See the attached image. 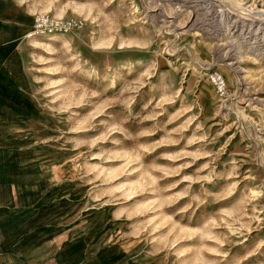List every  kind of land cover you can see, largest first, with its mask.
<instances>
[{"label": "rangeland", "instance_id": "obj_1", "mask_svg": "<svg viewBox=\"0 0 264 264\" xmlns=\"http://www.w3.org/2000/svg\"><path fill=\"white\" fill-rule=\"evenodd\" d=\"M30 1L82 22L25 65L102 262L264 264V0Z\"/></svg>", "mask_w": 264, "mask_h": 264}, {"label": "crops", "instance_id": "obj_2", "mask_svg": "<svg viewBox=\"0 0 264 264\" xmlns=\"http://www.w3.org/2000/svg\"><path fill=\"white\" fill-rule=\"evenodd\" d=\"M37 9L0 0V264H105L25 65Z\"/></svg>", "mask_w": 264, "mask_h": 264}, {"label": "built area", "instance_id": "obj_3", "mask_svg": "<svg viewBox=\"0 0 264 264\" xmlns=\"http://www.w3.org/2000/svg\"><path fill=\"white\" fill-rule=\"evenodd\" d=\"M82 22L75 17L59 18L51 12H39L35 15L33 27L27 34L29 38H36L60 32H69L80 27ZM212 81L219 94L227 92V83L221 74H213Z\"/></svg>", "mask_w": 264, "mask_h": 264}]
</instances>
